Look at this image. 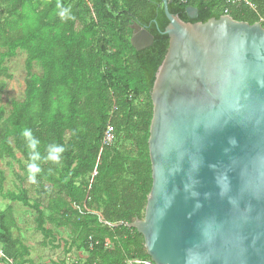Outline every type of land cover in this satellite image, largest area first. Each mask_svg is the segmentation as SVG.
<instances>
[{
	"label": "trees",
	"instance_id": "1",
	"mask_svg": "<svg viewBox=\"0 0 264 264\" xmlns=\"http://www.w3.org/2000/svg\"><path fill=\"white\" fill-rule=\"evenodd\" d=\"M247 1L168 0V10L185 23L190 6L198 10L199 23L225 15L250 25L264 20V0ZM58 5L74 19H62ZM133 23L153 37L151 47L133 48ZM168 24L162 0H0V77H8L7 59L26 53L24 98L8 116L0 108V162L14 161L19 168L14 191L5 190L0 169V197L35 213L44 247H60L47 224L67 230L64 253H87L72 264L151 261L143 236L129 225L144 219L152 188L151 91L168 50ZM35 63L40 76L33 73ZM5 88L1 81L0 95ZM109 124L115 142L104 149ZM26 128L40 140L42 156L50 144L65 149L60 164L37 161L36 184L28 179ZM16 224L12 205L0 210V248L16 264H37L14 237Z\"/></svg>",
	"mask_w": 264,
	"mask_h": 264
},
{
	"label": "water",
	"instance_id": "2",
	"mask_svg": "<svg viewBox=\"0 0 264 264\" xmlns=\"http://www.w3.org/2000/svg\"><path fill=\"white\" fill-rule=\"evenodd\" d=\"M162 2L169 46L151 91L152 188L129 227L153 264H264V25L199 23L191 6L185 23ZM130 27L136 51L152 46Z\"/></svg>",
	"mask_w": 264,
	"mask_h": 264
},
{
	"label": "rangeland",
	"instance_id": "3",
	"mask_svg": "<svg viewBox=\"0 0 264 264\" xmlns=\"http://www.w3.org/2000/svg\"><path fill=\"white\" fill-rule=\"evenodd\" d=\"M4 50H0V55ZM26 53L18 51L17 54L10 59H7L4 66L7 69V78L0 77V82L6 84V88L0 95V108H3L6 116L12 110V104L14 102H21L24 98V88L26 80L25 71ZM33 73L36 75L42 74V69L38 64L33 65ZM143 103L144 100H139ZM122 145H128L123 143ZM18 158H21L18 155ZM0 169L5 173L6 182L5 190L14 191L16 182L14 179V173L19 172L17 163L14 161L5 160L0 162ZM8 205H12L15 210L16 227L12 230L14 237L21 239L27 247L31 250V257L37 264H50L52 261H66L68 264L75 263L76 261L83 262L87 253L85 251H79L78 253H72L71 257L68 258L64 253V237H68V231L65 229H56L53 226L47 224V228H52L57 237L58 249H52L50 246H42L41 243L43 238L39 232H37L34 223L35 213L28 208H24L20 204H11L9 201H4L0 197V210L3 211ZM73 256V257H72Z\"/></svg>",
	"mask_w": 264,
	"mask_h": 264
},
{
	"label": "clouds",
	"instance_id": "4",
	"mask_svg": "<svg viewBox=\"0 0 264 264\" xmlns=\"http://www.w3.org/2000/svg\"><path fill=\"white\" fill-rule=\"evenodd\" d=\"M58 15L62 19H74V17L71 15V10L69 8L63 7L62 5H58ZM23 136L26 140L27 147L29 149V163L27 165V172H28V179L29 182L36 184L37 183V175L41 172V167L37 163V161L40 160H46L51 161L54 164H60L61 162V156L63 152L65 151L64 147L59 144H50L48 145L47 149V155L42 156L40 151L38 150V146L40 145V140L37 139L31 129H24L23 130ZM231 144L235 145L236 141L233 139L230 141ZM223 180H226V177L222 178ZM222 191L221 194L223 195L224 192L228 190L227 184L221 185Z\"/></svg>",
	"mask_w": 264,
	"mask_h": 264
},
{
	"label": "built area",
	"instance_id": "5",
	"mask_svg": "<svg viewBox=\"0 0 264 264\" xmlns=\"http://www.w3.org/2000/svg\"><path fill=\"white\" fill-rule=\"evenodd\" d=\"M245 1L247 4H249V2L247 0H243ZM227 14V13H226ZM260 23L262 25H264V20L261 19ZM115 142V131L113 126H111L110 124L106 127V130L104 131L103 134V138H102V146L104 149H108L110 148ZM0 262L2 264H16L12 259H9L5 256L3 250L0 248ZM126 264H153L151 261H140V260H126L125 262Z\"/></svg>",
	"mask_w": 264,
	"mask_h": 264
},
{
	"label": "crops",
	"instance_id": "6",
	"mask_svg": "<svg viewBox=\"0 0 264 264\" xmlns=\"http://www.w3.org/2000/svg\"><path fill=\"white\" fill-rule=\"evenodd\" d=\"M71 255H72V254H70V255H66V256H68V258H70V257H71ZM72 257H73V256H72ZM0 264H2V263L0 262Z\"/></svg>",
	"mask_w": 264,
	"mask_h": 264
}]
</instances>
